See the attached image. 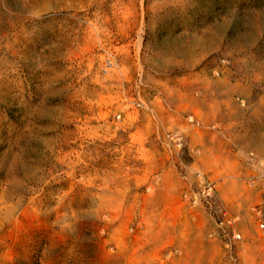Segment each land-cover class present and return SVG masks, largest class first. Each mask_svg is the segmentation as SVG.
Wrapping results in <instances>:
<instances>
[{
	"label": "rangeland",
	"instance_id": "obj_1",
	"mask_svg": "<svg viewBox=\"0 0 264 264\" xmlns=\"http://www.w3.org/2000/svg\"><path fill=\"white\" fill-rule=\"evenodd\" d=\"M260 216L264 0H0V264H264Z\"/></svg>",
	"mask_w": 264,
	"mask_h": 264
},
{
	"label": "built area",
	"instance_id": "obj_2",
	"mask_svg": "<svg viewBox=\"0 0 264 264\" xmlns=\"http://www.w3.org/2000/svg\"><path fill=\"white\" fill-rule=\"evenodd\" d=\"M167 139L173 143L177 148L183 147V137L178 132H171L167 134ZM198 177L201 178L202 184H201V190L200 194L204 198V200L209 203L211 199L214 196V183L208 179H205L200 173H198ZM261 215V212L259 213ZM259 228L261 230H264V219L262 216H260V222H259ZM239 238V236H237Z\"/></svg>",
	"mask_w": 264,
	"mask_h": 264
},
{
	"label": "bare ground",
	"instance_id": "obj_3",
	"mask_svg": "<svg viewBox=\"0 0 264 264\" xmlns=\"http://www.w3.org/2000/svg\"><path fill=\"white\" fill-rule=\"evenodd\" d=\"M256 144H257V145H260V147H261V148H263V147L261 146V144H260V143H258L257 141H256Z\"/></svg>",
	"mask_w": 264,
	"mask_h": 264
}]
</instances>
